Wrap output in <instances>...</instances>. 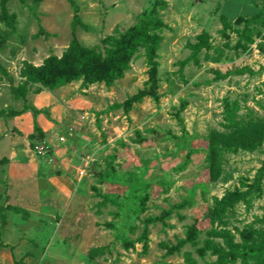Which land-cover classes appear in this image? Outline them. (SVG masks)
Segmentation results:
<instances>
[{"label": "rangeland", "instance_id": "rangeland-1", "mask_svg": "<svg viewBox=\"0 0 264 264\" xmlns=\"http://www.w3.org/2000/svg\"><path fill=\"white\" fill-rule=\"evenodd\" d=\"M150 15L155 56L125 43L120 77L29 78L81 49L104 67ZM239 128L264 129V0H0V264H212L232 246L264 264V140L210 143Z\"/></svg>", "mask_w": 264, "mask_h": 264}, {"label": "trees", "instance_id": "trees-1", "mask_svg": "<svg viewBox=\"0 0 264 264\" xmlns=\"http://www.w3.org/2000/svg\"><path fill=\"white\" fill-rule=\"evenodd\" d=\"M222 20L224 26H228V20L225 17H222ZM163 27H165V24L160 18L150 15L139 27L135 26L131 28L122 39L114 41V51H109L110 56L108 58V63L104 67H98L95 64V58L91 56L93 51H90L89 49H81L80 53L76 56L71 57V55H68L60 61H55L50 67L47 66L31 70L28 73L29 78L52 85L61 83L70 78H78L81 76H85L89 81L102 79L110 80L112 78L120 77L123 74V71L127 68L128 55L125 43L132 42L131 45L133 46H143L146 49L149 58L152 59L155 56V50L160 41L158 30ZM198 48L199 44L194 45L193 53H195ZM75 60H77L78 63ZM68 71L70 72L67 73ZM263 140L264 129L258 134H250L248 132H243L242 129L239 128L230 136L219 133L214 134L211 137L210 143L213 146L220 142L227 146L238 145L246 149H254ZM208 160L210 162V175L212 178H215L217 176V153L215 149H211ZM234 196L235 195L232 194L229 197H224L222 204L225 205L226 203L231 202ZM240 255L241 253L238 248L232 246L228 252L220 253L218 260L212 264H232L234 259Z\"/></svg>", "mask_w": 264, "mask_h": 264}]
</instances>
